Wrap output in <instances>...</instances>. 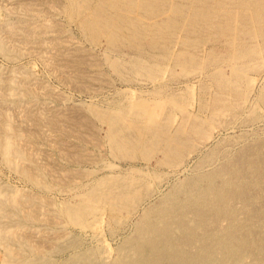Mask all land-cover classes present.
Returning a JSON list of instances; mask_svg holds the SVG:
<instances>
[{
    "label": "rangeland",
    "instance_id": "374dc122",
    "mask_svg": "<svg viewBox=\"0 0 264 264\" xmlns=\"http://www.w3.org/2000/svg\"><path fill=\"white\" fill-rule=\"evenodd\" d=\"M0 264H264V0H0Z\"/></svg>",
    "mask_w": 264,
    "mask_h": 264
},
{
    "label": "bare ground",
    "instance_id": "6f19581e",
    "mask_svg": "<svg viewBox=\"0 0 264 264\" xmlns=\"http://www.w3.org/2000/svg\"><path fill=\"white\" fill-rule=\"evenodd\" d=\"M9 145V144H8ZM10 146V145H9ZM11 150V149H10ZM211 261V260H210ZM207 263H208V261H207Z\"/></svg>",
    "mask_w": 264,
    "mask_h": 264
}]
</instances>
